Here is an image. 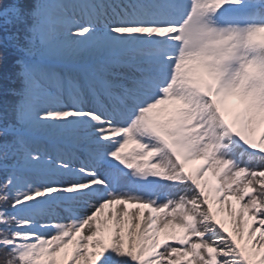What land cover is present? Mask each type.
Wrapping results in <instances>:
<instances>
[{"label": "snow or ice", "instance_id": "obj_1", "mask_svg": "<svg viewBox=\"0 0 264 264\" xmlns=\"http://www.w3.org/2000/svg\"><path fill=\"white\" fill-rule=\"evenodd\" d=\"M261 128L264 0H0V264H264Z\"/></svg>", "mask_w": 264, "mask_h": 264}, {"label": "bare ground", "instance_id": "obj_2", "mask_svg": "<svg viewBox=\"0 0 264 264\" xmlns=\"http://www.w3.org/2000/svg\"><path fill=\"white\" fill-rule=\"evenodd\" d=\"M233 103H235V101ZM93 104H94V101L92 100L91 97H85L84 106L86 108H91ZM262 131H264V128ZM259 135L260 133L256 136V138H258ZM34 141L35 142L32 145L35 149H39L40 147H43L45 149H48V150L50 149L51 151H53L55 156L66 155L74 168H79L80 166H82V163L87 162L83 148L82 147L73 148L71 143L63 138H51V137H47L44 135H40V137H35ZM57 147H60V148H57ZM79 154L81 156L76 157ZM69 155H74V156L73 157L71 156L70 158ZM52 176L54 177V175ZM40 177L43 178L44 181L50 180V179H59V177L57 176H55L56 178H50L51 175H41ZM234 204H235V201H234ZM236 206L238 207V205ZM129 207L131 208V205H129ZM220 218L223 220H227L228 218H227L226 212L221 214ZM228 226L229 227L231 226L230 223Z\"/></svg>", "mask_w": 264, "mask_h": 264}, {"label": "rangeland", "instance_id": "obj_3", "mask_svg": "<svg viewBox=\"0 0 264 264\" xmlns=\"http://www.w3.org/2000/svg\"><path fill=\"white\" fill-rule=\"evenodd\" d=\"M61 100H62V103H63L64 105H68V106L71 105V101L67 98V96H63V97L61 98ZM48 106H49V107H58L59 105L53 103V104H50V105H48ZM85 108H86V107H85ZM86 109H87V108H86ZM262 129H263V128L258 129L256 135H257ZM32 147H33V145H32ZM33 148H34V147H33ZM57 148H60V147H57ZM34 149H35V148H34ZM39 150H40L41 152H45V153H47V155L52 156L53 158L56 157V156L54 155V152L51 151L50 149L48 150V149H45V148H43V147H40ZM69 156H70V158H71V156L73 157L74 155H69ZM79 156H81V155L79 154V155H77L76 157H79ZM57 162H59V161L57 160ZM199 163H201V162H200V161H193V162L190 163L189 168H194V167H196ZM0 170H1V175H2V174H6L7 176L9 175V173L5 172L3 169H0ZM40 176H41V174H37V173H28L27 178H28L32 183L36 184V183H41V182L44 181L43 178H41ZM3 177H5V175H4ZM50 178H56V177H55V176L53 177V176L51 175ZM3 182H5V180H2V181H1V183H3ZM125 183H127V182H125ZM125 190H127V189H125ZM165 191H167V190H165ZM177 231H179V230H177Z\"/></svg>", "mask_w": 264, "mask_h": 264}, {"label": "trees", "instance_id": "obj_4", "mask_svg": "<svg viewBox=\"0 0 264 264\" xmlns=\"http://www.w3.org/2000/svg\"><path fill=\"white\" fill-rule=\"evenodd\" d=\"M4 175H5V177H3ZM6 179H7V175L6 174H2L1 175V170H0V183H1L2 180L6 181Z\"/></svg>", "mask_w": 264, "mask_h": 264}]
</instances>
